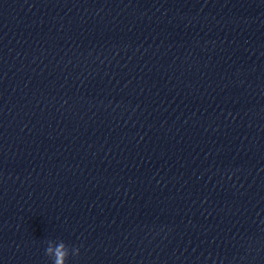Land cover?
<instances>
[{
	"label": "clouds",
	"instance_id": "obj_1",
	"mask_svg": "<svg viewBox=\"0 0 264 264\" xmlns=\"http://www.w3.org/2000/svg\"><path fill=\"white\" fill-rule=\"evenodd\" d=\"M47 244L48 246L45 249V254L52 258L53 264H66L70 255L68 246L63 241L55 243L50 240L47 242ZM71 254L78 256L79 249L73 248Z\"/></svg>",
	"mask_w": 264,
	"mask_h": 264
}]
</instances>
